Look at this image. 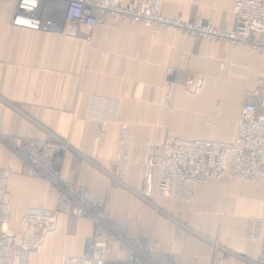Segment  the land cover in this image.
<instances>
[{"label": "crops", "instance_id": "obj_1", "mask_svg": "<svg viewBox=\"0 0 264 264\" xmlns=\"http://www.w3.org/2000/svg\"><path fill=\"white\" fill-rule=\"evenodd\" d=\"M17 1L0 0V137L66 141L61 178H75L111 218L126 219L127 239L147 245L153 264H264V184L209 180L183 203L156 188L145 197L142 172L146 147L160 144L167 129L184 139L232 141L246 95L264 90V53L112 17L94 26L66 22L67 0L40 1L59 17L57 26L19 27L12 22ZM234 1L161 3L166 16L232 28ZM101 119L108 121L104 133ZM117 149L129 156L128 188L116 178ZM9 162L10 230L17 236L19 218L33 206L52 210L56 195L0 143V167ZM92 231L90 220L59 212L31 264L81 254ZM105 258L124 262L128 253L111 240Z\"/></svg>", "mask_w": 264, "mask_h": 264}, {"label": "built area", "instance_id": "obj_2", "mask_svg": "<svg viewBox=\"0 0 264 264\" xmlns=\"http://www.w3.org/2000/svg\"><path fill=\"white\" fill-rule=\"evenodd\" d=\"M41 0H18L12 22L14 25L38 30L57 26L59 17L40 8ZM235 24L221 28L198 16L186 19L162 13L161 0H138L123 4L121 0H67L62 17L66 22L96 25L106 17L127 20L153 29H167L185 33L193 40L206 38L243 47L247 52L264 53V0H235ZM172 69L168 68L167 73ZM197 80L202 76L198 75ZM101 132L108 128L106 119L100 120ZM122 139L126 130L121 132ZM12 159H19L29 175L47 179L55 191V206L46 211L33 206L18 222V235H10L11 205L8 199V180L12 163L0 167V264H31L41 245V236L51 226L59 212L71 213L93 223V231L79 255L61 257L62 264H153L145 251L149 248L130 241L125 235L128 221L111 218L103 201H92L87 189L75 178L60 176V166L68 149L62 139H18L0 137ZM96 157V149L91 157ZM114 165L117 181L128 188V154L117 149ZM144 191L150 196L156 188L161 196L183 203H192L197 188L209 180H239L264 184V90L246 95L241 107L237 131L230 142L209 139H184L167 129L162 142L146 147L142 165ZM250 220H254L251 217ZM264 225V218L262 219ZM12 233V232H11ZM13 234V233H12ZM126 249L124 262L105 258L110 241ZM264 261V229L261 237Z\"/></svg>", "mask_w": 264, "mask_h": 264}, {"label": "rangeland", "instance_id": "obj_3", "mask_svg": "<svg viewBox=\"0 0 264 264\" xmlns=\"http://www.w3.org/2000/svg\"><path fill=\"white\" fill-rule=\"evenodd\" d=\"M1 143V142H0ZM1 145L3 146V147H5L4 145H3V143H1ZM6 148V147H5ZM116 168V167H115ZM116 177L117 178H119V175H117L116 174ZM120 179V178H119ZM12 221H13V214H12V211H11V223H12ZM11 223H10V225H11Z\"/></svg>", "mask_w": 264, "mask_h": 264}, {"label": "water", "instance_id": "obj_4", "mask_svg": "<svg viewBox=\"0 0 264 264\" xmlns=\"http://www.w3.org/2000/svg\"><path fill=\"white\" fill-rule=\"evenodd\" d=\"M55 223V219L52 221L51 226ZM8 234L13 235L10 231H8Z\"/></svg>", "mask_w": 264, "mask_h": 264}]
</instances>
